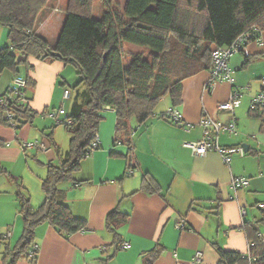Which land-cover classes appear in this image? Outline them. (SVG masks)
Instances as JSON below:
<instances>
[{"label":"crops","instance_id":"1","mask_svg":"<svg viewBox=\"0 0 264 264\" xmlns=\"http://www.w3.org/2000/svg\"><path fill=\"white\" fill-rule=\"evenodd\" d=\"M57 13L54 8L43 10L37 32L45 35L58 26L55 34L59 36L65 19ZM262 40L263 44H248V55L236 54L229 60L236 85L243 91L241 106L234 113L218 108L230 97L228 83H219L213 92L206 89L210 71L184 82L183 100L176 107L183 125L153 118L147 126L138 125L135 130L132 127L131 144H115L116 116L107 108L99 133L101 147L75 174L76 180H90V184L61 185L65 204L76 218L86 221L87 228L65 238L49 224L39 226L35 233V264H144L147 254L157 248L159 255L152 264H193L197 253L202 254L204 264H218L219 249L248 254L250 242L242 230L245 222L255 224L264 241L263 122L251 113L252 100L264 87V32ZM9 45L8 29L2 27L0 48ZM250 55L255 57L244 67ZM33 65L30 76L36 87L31 91L30 106L37 113L33 124L19 131L0 125V167L7 171L0 174V236L6 237L0 244V264L6 248L15 246L24 230L16 193L24 190L35 209L44 203L42 183L48 170L37 161L56 163L58 154L46 136L53 127V117L40 116L55 109L64 90L70 87L71 78L66 76L67 65L63 62L34 61ZM14 79L12 71L2 73L0 96ZM166 103L157 114L172 107L169 100ZM203 117L224 126L235 123L237 135L221 132L216 137L217 144L225 149L247 146L246 154H234L226 164L217 150L198 156L184 147V142L204 138L200 125ZM53 131L61 148L65 143L59 141L57 130ZM33 141L44 144L47 151L24 150L23 145ZM130 150L133 174L125 177L129 162L122 155ZM146 175L152 192L143 190ZM235 179H245L248 184L234 188ZM116 209L128 215V221L114 232L107 225V217ZM118 242L129 243L130 248L119 249ZM17 264L31 262L25 258Z\"/></svg>","mask_w":264,"mask_h":264},{"label":"trees","instance_id":"2","mask_svg":"<svg viewBox=\"0 0 264 264\" xmlns=\"http://www.w3.org/2000/svg\"><path fill=\"white\" fill-rule=\"evenodd\" d=\"M49 2L0 0V27L8 29L10 42L0 48V77L9 70L15 79L21 77L27 83L22 89L24 101L11 92L13 83L0 96L9 101L6 107L0 105V125L19 131L33 124L37 115L30 106L31 91L36 87L30 76L34 61L72 65L79 77L76 85L64 90L70 92L68 100L74 98L69 111L64 106L65 113L60 118L66 117L61 118L62 122L55 121L56 125L46 134L59 155L53 130L64 126L70 136L69 149L58 164L37 161L48 170L42 183L45 200L41 207L35 209L24 190L16 193L24 230L17 244L6 248L3 264H17L25 258L35 264V233L43 224H49L65 238L87 228L86 221L76 218L65 204L61 185L90 184V180H76L75 174L101 147L100 144L94 149V144L107 108L114 110L116 116L115 144H131L132 122L147 126L153 118L169 120L167 110L157 114L158 105L169 98V109L176 110L183 100L184 82L211 72L216 49L231 46L256 28L264 32V0H125L122 8L118 0H99L98 18L93 15L95 0H68L64 25L52 45L37 32L39 15ZM253 57H246L243 66L249 65ZM59 110L52 114L47 110L42 117L55 119ZM251 113L262 119L264 132V112L252 108ZM131 154L130 150L122 155L129 162L125 177L133 171ZM6 172L0 167V174ZM149 179L148 175L144 177L143 190L152 192ZM127 221L128 215L118 209L107 217V225L114 232ZM242 230L250 242L248 254L219 249L218 264H264V241L257 227L245 222ZM4 240L6 237L0 236V244ZM122 244L118 242L119 249ZM158 255V248L149 252L144 264H152Z\"/></svg>","mask_w":264,"mask_h":264},{"label":"built area","instance_id":"3","mask_svg":"<svg viewBox=\"0 0 264 264\" xmlns=\"http://www.w3.org/2000/svg\"><path fill=\"white\" fill-rule=\"evenodd\" d=\"M250 42H257L259 44H263L262 33L259 29L256 28L254 30V33H248L239 37L231 46L216 49L213 54V69L211 70V78L206 85V89L209 92H213L216 86L219 83L223 82L228 83L232 89L229 99L226 102L219 104L218 108L220 111L234 113L235 110L241 106V99L243 94L241 89L236 85V81L233 75L234 73L229 66V60L232 56L236 54L245 53L246 55H248L246 47ZM26 85V80L24 78L18 77L13 82L11 92L14 93V96L16 94L21 96V100L24 101L25 94L23 93L22 89H25ZM69 98L70 92L66 90L64 92L63 103L59 110V114L54 115L56 121L62 122L60 116L65 113L64 102L67 101ZM0 105L6 107L9 105V101L0 97ZM252 108L259 109L262 111L264 110V87L259 92V94L253 98ZM167 113L169 116V120L173 124L183 125L182 115L177 110L169 109L167 110ZM8 117H12V115L9 114ZM200 125L204 129V138L198 142H184L183 144L184 147L193 150L196 155L205 156L210 151L217 150L222 156L224 163L229 164L232 155L239 154L241 156H244L246 154L245 149L242 147H232L225 149L219 147L217 144L216 137L221 132H229L237 135V132L235 130V123H231L230 125L224 126L222 123L215 122L211 118L203 117L200 122ZM188 127L191 128L192 126L188 125ZM100 144V138L98 136L94 144V149L99 148ZM23 147L26 149H36L41 152L47 151L46 146L38 141L25 143ZM132 174L133 171H129V176H131ZM247 184L248 182L245 179H235L233 181L234 188L243 187ZM121 248L125 250L129 249L130 244L123 243ZM193 264H204L202 262L201 253L196 254L193 259Z\"/></svg>","mask_w":264,"mask_h":264},{"label":"rangeland","instance_id":"4","mask_svg":"<svg viewBox=\"0 0 264 264\" xmlns=\"http://www.w3.org/2000/svg\"><path fill=\"white\" fill-rule=\"evenodd\" d=\"M124 1L125 0H118V3L120 4V7L121 8L123 7ZM67 4H68V0H50L49 5L47 7V10L49 11L52 8L57 9L58 10V13H57L58 16H60L61 18H64L65 19L66 18V15H67ZM93 15L96 18L100 17V15H101V11L99 9V0H95V7H94ZM1 28L2 27H0V30H1ZM57 31H58V26H56V29H53L48 34H45L44 35L42 33L41 35H43L44 37H46L47 40L50 42V44L54 45L56 43L57 39H58V36H56V34H55V33H57ZM133 50H135V49H133ZM22 75L23 74L21 73V76ZM66 76L71 78L69 80V82H68L71 87H73L74 85H76L79 82V77L77 76V71H76L75 67H73L72 65H68L67 66ZM242 94H243V91H242ZM73 100H74V98L72 97V99L65 101V105L64 106L67 109V111L70 110L71 105L73 104ZM168 100H169V98H165L164 100H162L161 103L158 105V108H157L156 111L159 112L160 110H162L165 107V104H167L166 102ZM62 103H63V101L58 102L57 106H55V109L52 108V109H50L51 111H49V112L51 114L53 112L58 113V110L61 108ZM40 117H42V115ZM65 117L66 116H63L61 118H65ZM53 120L54 121H51L52 122L51 124L54 126V125H56V122H55L56 120L54 118H53ZM132 127L135 130V129H137L138 124L135 121H133L132 122ZM55 130H57V133H58L57 135H58L59 141L61 143H63V142L65 143L64 146H62L61 148H59V155L56 157V159H57L56 160L57 161L56 163L58 164L59 163V159L62 158L65 155L66 151L69 149V142H70V140H69V134L66 131V129L64 128V126H57ZM33 150H34V152H38L36 149H30V151H33ZM40 153H41V151H40ZM42 162L45 163V164L48 163V161L45 160V159L44 160L42 159Z\"/></svg>","mask_w":264,"mask_h":264},{"label":"water","instance_id":"5","mask_svg":"<svg viewBox=\"0 0 264 264\" xmlns=\"http://www.w3.org/2000/svg\"><path fill=\"white\" fill-rule=\"evenodd\" d=\"M245 150L247 151V146H246V149Z\"/></svg>","mask_w":264,"mask_h":264}]
</instances>
